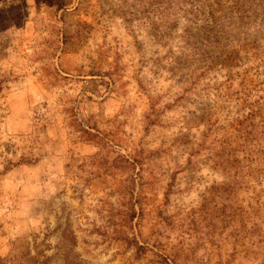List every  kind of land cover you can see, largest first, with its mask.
<instances>
[{
    "label": "rangeland",
    "instance_id": "1",
    "mask_svg": "<svg viewBox=\"0 0 264 264\" xmlns=\"http://www.w3.org/2000/svg\"><path fill=\"white\" fill-rule=\"evenodd\" d=\"M0 85V264H264V0H0Z\"/></svg>",
    "mask_w": 264,
    "mask_h": 264
},
{
    "label": "trees",
    "instance_id": "2",
    "mask_svg": "<svg viewBox=\"0 0 264 264\" xmlns=\"http://www.w3.org/2000/svg\"><path fill=\"white\" fill-rule=\"evenodd\" d=\"M0 91H1V85H0ZM256 118L257 116L252 115V117L250 118L251 123L249 124H253L254 126H257V123L254 124ZM76 244H77L76 237L70 228L66 230V233H62L60 240V249L63 252L65 264H88L77 253L74 252V249L76 248ZM137 249L138 251L143 250L142 247L140 246H137ZM138 254H140V252ZM164 262L168 264L167 261Z\"/></svg>",
    "mask_w": 264,
    "mask_h": 264
}]
</instances>
